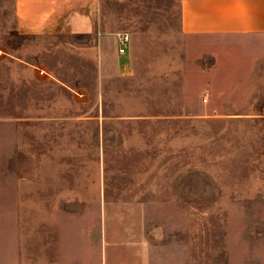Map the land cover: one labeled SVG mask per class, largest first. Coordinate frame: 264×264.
I'll list each match as a JSON object with an SVG mask.
<instances>
[{"label": "rangeland", "instance_id": "rangeland-1", "mask_svg": "<svg viewBox=\"0 0 264 264\" xmlns=\"http://www.w3.org/2000/svg\"><path fill=\"white\" fill-rule=\"evenodd\" d=\"M98 23L130 35L131 75L98 35L19 34L0 0V264H82L104 230L183 217L262 264L264 42L184 35L180 0H100Z\"/></svg>", "mask_w": 264, "mask_h": 264}, {"label": "crops", "instance_id": "crops-1", "mask_svg": "<svg viewBox=\"0 0 264 264\" xmlns=\"http://www.w3.org/2000/svg\"><path fill=\"white\" fill-rule=\"evenodd\" d=\"M13 8L19 34L72 35L85 37L87 42L95 41L98 35L99 44L110 43L116 48L117 74L122 77L132 74L128 60L131 37L127 53L119 56L117 33L109 34L99 29L100 0H13ZM180 31L187 36L264 42V0H180ZM88 46L94 48V45ZM174 206L181 209L191 207L184 203ZM167 222L169 226L165 232L155 228L156 232L147 234L109 235L104 230L99 250L95 253L96 246L92 245L90 255L82 264H247L242 253L248 251H241L236 242L228 246L224 241L217 247L215 242L200 234L192 235L188 217ZM3 254V250L0 251V259ZM24 263L7 259V264Z\"/></svg>", "mask_w": 264, "mask_h": 264}, {"label": "built area", "instance_id": "built-area-1", "mask_svg": "<svg viewBox=\"0 0 264 264\" xmlns=\"http://www.w3.org/2000/svg\"><path fill=\"white\" fill-rule=\"evenodd\" d=\"M116 42L118 53L120 55L126 54L130 45V35L127 32H118L116 34Z\"/></svg>", "mask_w": 264, "mask_h": 264}]
</instances>
